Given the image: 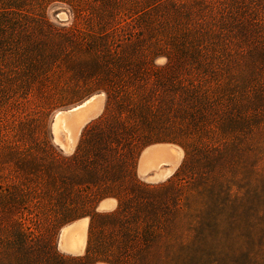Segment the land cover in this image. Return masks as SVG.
Segmentation results:
<instances>
[{
	"label": "rangeland",
	"instance_id": "obj_1",
	"mask_svg": "<svg viewBox=\"0 0 264 264\" xmlns=\"http://www.w3.org/2000/svg\"><path fill=\"white\" fill-rule=\"evenodd\" d=\"M155 144L182 157L146 183ZM101 261L264 264V0H0V264Z\"/></svg>",
	"mask_w": 264,
	"mask_h": 264
},
{
	"label": "crops",
	"instance_id": "obj_2",
	"mask_svg": "<svg viewBox=\"0 0 264 264\" xmlns=\"http://www.w3.org/2000/svg\"><path fill=\"white\" fill-rule=\"evenodd\" d=\"M91 118L88 122H90ZM87 122V123H88ZM86 123V124H87ZM146 156V157H145ZM182 157V151H181ZM181 157L177 163L176 157L173 155L168 144H155L146 147L140 154L138 160V174L144 175L146 180L139 177L146 183H156L155 174L162 169H171V174L163 178L157 183L164 182L171 178L176 172ZM154 178V179H153ZM120 207L118 198L107 196L100 199L95 206L96 214H108L116 212ZM91 217L84 216L73 221L62 228L58 237L57 248L62 255L84 258L88 250V233ZM96 264H110L108 262H98Z\"/></svg>",
	"mask_w": 264,
	"mask_h": 264
},
{
	"label": "bare ground",
	"instance_id": "obj_3",
	"mask_svg": "<svg viewBox=\"0 0 264 264\" xmlns=\"http://www.w3.org/2000/svg\"><path fill=\"white\" fill-rule=\"evenodd\" d=\"M97 104H98V101H96L94 99V97H90V98L86 99L85 101L81 102L80 104L69 108L65 112L70 113V112H77L79 110L86 109L85 111L83 110V112L77 114L78 117L83 115L82 121L84 123L89 118H91L93 116H96L98 114ZM61 112L62 111H59V110L54 112L53 120L56 118L55 119L56 123L54 125H52L53 124V121H52L51 129H52V126H53V129L56 132H59V130H61V133L66 136V138H67V142H66L67 143V149L66 150L61 149V150L64 151V153H70L72 151V148H73V140L71 138V132L63 124V117H60ZM77 116H75V117L77 118ZM64 149H65V147H64ZM177 154L179 155V151L177 152ZM170 172H171V170L165 169L164 172H161L160 174H157L155 176V179L154 178L153 179L157 183V181L159 182L163 178H165L168 175H170L171 174ZM140 176H141L142 179L146 180L144 175H140Z\"/></svg>",
	"mask_w": 264,
	"mask_h": 264
},
{
	"label": "trees",
	"instance_id": "obj_4",
	"mask_svg": "<svg viewBox=\"0 0 264 264\" xmlns=\"http://www.w3.org/2000/svg\"><path fill=\"white\" fill-rule=\"evenodd\" d=\"M92 231H93V220H92V217H91V222H90V227H89V233H88V250H87V254H86V256L84 258L88 257L90 255V253H91V236H92ZM110 264H112V263H110Z\"/></svg>",
	"mask_w": 264,
	"mask_h": 264
},
{
	"label": "water",
	"instance_id": "obj_5",
	"mask_svg": "<svg viewBox=\"0 0 264 264\" xmlns=\"http://www.w3.org/2000/svg\"><path fill=\"white\" fill-rule=\"evenodd\" d=\"M75 106V105H74ZM71 107H73V106H71ZM71 107H69V108H71ZM68 108V109H69ZM68 109H66V110H68ZM66 110H62V111H66ZM53 117H54V113H53V115H52V121H53ZM52 121H51V123H52ZM51 123H50V130H51Z\"/></svg>",
	"mask_w": 264,
	"mask_h": 264
}]
</instances>
